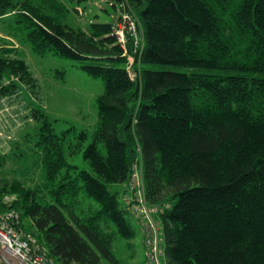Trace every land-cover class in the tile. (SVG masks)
I'll list each match as a JSON object with an SVG mask.
<instances>
[{
	"label": "trees",
	"instance_id": "1",
	"mask_svg": "<svg viewBox=\"0 0 264 264\" xmlns=\"http://www.w3.org/2000/svg\"><path fill=\"white\" fill-rule=\"evenodd\" d=\"M126 3L143 46L128 43L136 80L113 20L83 30L52 0H0L6 36L104 84L89 145L88 131L59 134L36 111L35 134L0 155V176L10 158L41 172L33 185L1 180L0 212H20L59 264H120L116 245L135 247L123 199L139 172L149 204L168 205L157 216L167 264H264V0H108ZM18 53L0 38V100L38 92ZM81 152L88 169L70 161Z\"/></svg>",
	"mask_w": 264,
	"mask_h": 264
},
{
	"label": "rangeland",
	"instance_id": "2",
	"mask_svg": "<svg viewBox=\"0 0 264 264\" xmlns=\"http://www.w3.org/2000/svg\"><path fill=\"white\" fill-rule=\"evenodd\" d=\"M52 2L58 9L59 7L65 8L66 12L58 11V15L60 18L64 16V23L72 27H82L81 29L88 30L87 27L91 21L109 22L113 20L115 24L118 22L116 25L113 24L112 32L118 26L116 28L117 35L113 34L117 45L124 50V55L128 56L127 69L131 79L136 80L138 74L135 69V56L130 54L128 43L134 45L133 53L135 55L136 52L143 49V46L139 44L141 36L138 32L136 16L132 10L128 9L127 3L124 6L117 5L118 7L114 10L108 4V0H93L83 3H79L77 0H52ZM129 7L132 8V6ZM105 9H108L109 13ZM130 30L136 34L137 40L133 39ZM6 32L4 24L0 22V38L9 40L18 49V55L29 64L39 86L38 92L34 93L29 91L25 85H20L18 92L0 100V155L9 157L8 155L13 152L12 148L16 143H24L27 135L35 134L37 127L41 124L34 116L36 111L45 113L59 134L69 129H76L77 132L88 131L89 140L85 143V147L89 145L98 122L96 100L103 93V81L89 75L81 69L75 60L35 54L28 44L6 36ZM140 45L141 47H137ZM13 80L16 79L8 81ZM32 159L35 158L32 156ZM70 161L78 165L80 169L89 168L83 158V152L72 157ZM9 168H12L14 172ZM40 175V169L35 168L30 159L24 158L20 163H17L10 158L5 171L0 176V181H9L16 177L27 185H33L40 181ZM15 200L14 194L5 197V202L8 205ZM132 223L137 232L133 241L135 246L133 251L128 248L125 241H121L116 245L115 254L120 264H147L142 231L136 221L132 220ZM163 263L165 264V261ZM103 264L109 263L103 261Z\"/></svg>",
	"mask_w": 264,
	"mask_h": 264
},
{
	"label": "built area",
	"instance_id": "3",
	"mask_svg": "<svg viewBox=\"0 0 264 264\" xmlns=\"http://www.w3.org/2000/svg\"><path fill=\"white\" fill-rule=\"evenodd\" d=\"M116 28L118 26L114 28L115 35H117ZM130 32L137 40L136 34L131 30ZM123 201L142 231L147 264H164V240L157 216L168 205L160 207L149 204L139 172L133 175L129 191ZM0 264L59 263L50 257L47 247L40 243L33 233L22 227L20 212L10 209L0 212Z\"/></svg>",
	"mask_w": 264,
	"mask_h": 264
},
{
	"label": "bare ground",
	"instance_id": "4",
	"mask_svg": "<svg viewBox=\"0 0 264 264\" xmlns=\"http://www.w3.org/2000/svg\"><path fill=\"white\" fill-rule=\"evenodd\" d=\"M137 44V43H136ZM140 44V43H139ZM137 47H139V46H137Z\"/></svg>",
	"mask_w": 264,
	"mask_h": 264
},
{
	"label": "crops",
	"instance_id": "5",
	"mask_svg": "<svg viewBox=\"0 0 264 264\" xmlns=\"http://www.w3.org/2000/svg\"><path fill=\"white\" fill-rule=\"evenodd\" d=\"M143 242H144V240H143ZM145 262V261H144Z\"/></svg>",
	"mask_w": 264,
	"mask_h": 264
}]
</instances>
